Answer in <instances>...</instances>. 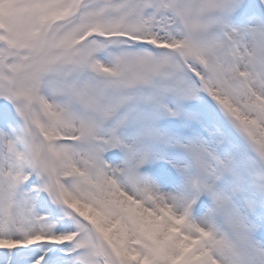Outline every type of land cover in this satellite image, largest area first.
Listing matches in <instances>:
<instances>
[{"label":"snow or ice","instance_id":"1","mask_svg":"<svg viewBox=\"0 0 264 264\" xmlns=\"http://www.w3.org/2000/svg\"><path fill=\"white\" fill-rule=\"evenodd\" d=\"M0 264H264V0H0Z\"/></svg>","mask_w":264,"mask_h":264}]
</instances>
